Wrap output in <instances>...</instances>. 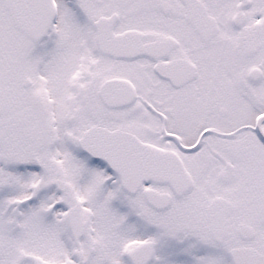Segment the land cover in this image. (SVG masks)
I'll return each mask as SVG.
<instances>
[{
  "label": "snow or ice",
  "instance_id": "6c2138e0",
  "mask_svg": "<svg viewBox=\"0 0 264 264\" xmlns=\"http://www.w3.org/2000/svg\"><path fill=\"white\" fill-rule=\"evenodd\" d=\"M0 264H264V0H0Z\"/></svg>",
  "mask_w": 264,
  "mask_h": 264
}]
</instances>
